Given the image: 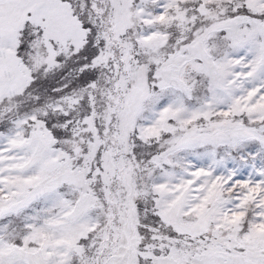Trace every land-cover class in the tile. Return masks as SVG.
Listing matches in <instances>:
<instances>
[{"label": "snow or ice", "instance_id": "snow-or-ice-1", "mask_svg": "<svg viewBox=\"0 0 264 264\" xmlns=\"http://www.w3.org/2000/svg\"><path fill=\"white\" fill-rule=\"evenodd\" d=\"M0 264H264V0H0Z\"/></svg>", "mask_w": 264, "mask_h": 264}]
</instances>
